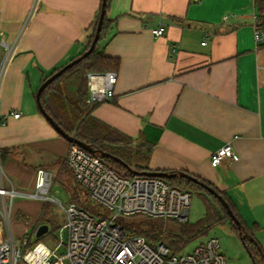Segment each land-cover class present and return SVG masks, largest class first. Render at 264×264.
I'll list each match as a JSON object with an SVG mask.
<instances>
[{
  "label": "crops",
  "instance_id": "1",
  "mask_svg": "<svg viewBox=\"0 0 264 264\" xmlns=\"http://www.w3.org/2000/svg\"><path fill=\"white\" fill-rule=\"evenodd\" d=\"M100 5L0 0V47L10 48L0 78L1 161L23 175L21 186L30 177L33 188L38 167L65 157L69 142L39 112L35 92L83 52ZM254 15L264 23L256 0H108L104 52L119 66L112 99L91 114L146 143L151 171H184L225 192L264 264V46L253 37ZM10 110L21 116L3 122ZM227 143L237 158L212 166Z\"/></svg>",
  "mask_w": 264,
  "mask_h": 264
},
{
  "label": "built area",
  "instance_id": "2",
  "mask_svg": "<svg viewBox=\"0 0 264 264\" xmlns=\"http://www.w3.org/2000/svg\"><path fill=\"white\" fill-rule=\"evenodd\" d=\"M256 1L264 4V0ZM253 28L256 44L264 46V25L255 15ZM151 32L157 37L162 34L163 27L153 28ZM6 49L8 55L9 46ZM4 66L5 61L0 67V78ZM115 81L116 72H88L86 102L99 104L111 100ZM9 116L19 118L21 112L8 111L2 117L3 122ZM226 158H237L229 143L211 155L210 163L216 166ZM64 160L75 182L102 211L92 214L71 201L66 206L61 205L49 195L54 174L47 168L36 169L34 190L27 193L4 188L0 173V264H228L216 237L200 241L191 251L173 252L166 243L150 242L125 226L128 219L138 217L186 222L191 204L189 191L158 176L118 174L96 153L74 143L69 144ZM17 195L58 204L64 213L62 228L67 230L66 241L61 239L51 247L24 237L15 239L10 232L9 218L12 200ZM6 196L9 197L8 205ZM61 246L65 253L59 255L57 251Z\"/></svg>",
  "mask_w": 264,
  "mask_h": 264
},
{
  "label": "trees",
  "instance_id": "3",
  "mask_svg": "<svg viewBox=\"0 0 264 264\" xmlns=\"http://www.w3.org/2000/svg\"><path fill=\"white\" fill-rule=\"evenodd\" d=\"M260 5L261 11H263L264 4ZM107 6L108 0H106L105 9ZM99 12L96 16L93 30L88 36L83 52L72 60L82 56V54L89 48L95 32ZM109 29L110 21L104 15L99 39L95 48L52 81L42 91L40 102L46 113L69 135L75 136L77 139L90 144L95 149L118 157L128 166H133L132 168L139 172L151 171L146 164L150 150L149 147H146V143L134 140L130 136L123 134L92 116L91 113L96 104H89L86 102L88 97L87 73L93 72L103 74L106 72H117L118 70L119 59L117 57L109 56L104 52V45L107 42L105 38L109 33ZM59 68L54 69L49 75L44 77L42 82L59 70ZM133 142L137 145L136 150L131 149V143ZM96 155L118 174L126 176L130 175L127 168L113 158L104 157L99 153H96ZM143 159L145 160V163H141ZM63 162L66 165L65 160H63L62 163ZM58 163H61V161ZM66 167L67 169L61 167L60 170L65 176H71L72 182L69 178L66 179L68 182L67 186L72 191L71 202H75L77 205L92 214L97 213L99 210L102 211L98 204H94L90 201L87 191L75 182L70 169L67 165ZM193 176L196 177L198 181L212 187L228 203L234 215L244 228V232L248 235V237H244L242 241L244 246L248 250L254 263L260 264L261 255L258 244L252 235L251 229H249L242 220L231 199L225 194V192L216 188L212 183L199 176ZM164 180L173 186L189 191L191 195H198L204 205L203 216L195 222H190L189 219L184 223L170 220L171 225L168 227H165V224H167L165 219L137 218L130 222H124L129 230L144 236L150 242L155 240H166L168 247L173 252L182 251L190 241L200 235L207 234L209 228L215 223L228 222L231 228L239 235V229L230 219L220 201L208 192L200 183L192 182L186 178L178 176L164 178ZM78 191L85 192L87 197H85L83 201L77 196ZM44 207L45 206H43L39 218L43 216Z\"/></svg>",
  "mask_w": 264,
  "mask_h": 264
},
{
  "label": "rangeland",
  "instance_id": "4",
  "mask_svg": "<svg viewBox=\"0 0 264 264\" xmlns=\"http://www.w3.org/2000/svg\"><path fill=\"white\" fill-rule=\"evenodd\" d=\"M264 12V10H263ZM7 54V49L3 46L0 47V63L3 64L6 61L5 55ZM6 58V59H5ZM65 140V139H64ZM131 149H137L136 143H131ZM28 154H31V151H27ZM143 153V152H142ZM144 157V156H143ZM140 157V158H143ZM21 159V158H20ZM64 160V159H63ZM57 163V166L49 165L47 168L51 170L54 174L53 184L51 186L49 195L55 197L59 200L60 204L66 206L68 202L72 199V191L68 188V182L66 179L72 182L71 176H65L63 172H61V167L63 169H67L64 162ZM58 161V162H59ZM143 159L141 163H145ZM12 167V166H11ZM8 162H2L0 166V173L2 178L3 187L6 189L13 188L16 191L20 192H31L34 190V187L31 188V181L30 177L26 178L27 183L21 186L20 179L23 175H17L14 173V169L11 168ZM133 167V166H132ZM25 168V167H23ZM27 171L31 172L32 168L27 167ZM79 190V189H78ZM77 196L81 201L85 199L86 194L84 191H78ZM6 204L9 203V197L6 196L5 198ZM1 199H0V207H1ZM44 207V213L41 218H39L42 208ZM204 214V205L202 200L199 198L198 195H191V204H190V211H189V221L195 222L199 218H201ZM0 218L2 215L0 213ZM139 218V217H138ZM148 218V217H144ZM134 219H128L126 222L133 221ZM150 219V218H149ZM64 213L62 208L55 203L46 202L40 199L30 198L24 195H17L13 198L11 204V211H10V232L11 235L15 239H19L21 237L29 239L31 242H44L45 244L53 247L59 241L67 239V230L63 229L62 226L64 224ZM167 224L165 227L171 225L170 220H165ZM41 224L48 225V231L42 235L41 237L37 238L35 236V232L37 228ZM209 237H216L219 241L220 251L223 253L226 261L228 264H255L252 260L248 250L244 246L242 240L240 239L239 235L231 228L228 222H220L213 224L207 234L200 235L199 237L195 238L194 240L190 241L187 246L182 250L184 252L191 251L193 247H195L200 241L205 240ZM162 241V240H159ZM157 242V240L153 241ZM162 242L166 243V240ZM167 244V243H166ZM58 254L62 255L65 253L64 246H61L58 249Z\"/></svg>",
  "mask_w": 264,
  "mask_h": 264
},
{
  "label": "water",
  "instance_id": "5",
  "mask_svg": "<svg viewBox=\"0 0 264 264\" xmlns=\"http://www.w3.org/2000/svg\"><path fill=\"white\" fill-rule=\"evenodd\" d=\"M105 5H106V0H101V8H100V12H99V17H98V20H97V24H96V27H95V32H94L92 41H91V43L89 45V48L82 54V56H80L79 58H76V59H74L72 61H69L68 63H66L65 65H63L61 68H59V70H57L52 75H50L49 77H47L39 85V87L37 88V90L35 92V102H36V105H37V108H38L39 112L42 114V116H44V118L48 121V123L52 126V128L62 138H64L67 142L77 144V145L81 146L82 148L86 149L87 151H89L90 153H99V154H101L104 157L113 158L115 161H117V162L121 163L123 166H125L130 174H145V175H151V176H158V177H162V178H171V177L178 176V177L186 178L187 180H190L192 182H198V183H200L204 188L207 189L208 192H210L213 196H215L220 201V203L225 208L226 213L228 214V216L230 217V219L235 223V225L239 229V237L243 241L244 237H248V235L244 232V228L242 227V225L240 224L239 220L234 215V213L231 210V208L229 207L228 203L212 187L204 184L203 182L198 181V179L196 177H194L193 175H190V174H188L187 172H184V171H171V172H164V171H144V172H139V171L135 170L134 168L128 166L126 163H124L118 157L112 156V155H110V154H108L106 152H103V151H100L98 149H95L90 144H88L86 142H83V141L77 139L75 136H72V135H69L68 133H66L52 119V117H50L46 113V111L42 107L41 102H40V96H41L42 91L52 81H54L63 72H65L66 69H68L69 67H71L74 63H76L77 61H79L82 57L86 56L88 53H90L95 48V45H96V43H97V41L99 39V33H100V30H101V25H102V22H103V18H104V15H105V11H106ZM47 231H48V225L41 224L37 228V230L35 232V236L37 238H39L42 235H44Z\"/></svg>",
  "mask_w": 264,
  "mask_h": 264
}]
</instances>
